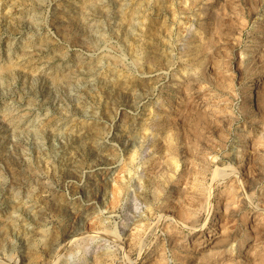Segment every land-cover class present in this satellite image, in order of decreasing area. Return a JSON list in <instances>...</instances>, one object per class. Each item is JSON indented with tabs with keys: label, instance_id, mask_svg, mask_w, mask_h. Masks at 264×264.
<instances>
[{
	"label": "rangeland",
	"instance_id": "374dc122",
	"mask_svg": "<svg viewBox=\"0 0 264 264\" xmlns=\"http://www.w3.org/2000/svg\"><path fill=\"white\" fill-rule=\"evenodd\" d=\"M259 56L264 0H0V264H264V109L244 90ZM171 130L180 187L184 155L192 177L210 162L215 193L232 184L213 220L233 235L220 255L204 256L220 227L198 239L215 214L170 232L151 209ZM140 229L143 259L128 247Z\"/></svg>",
	"mask_w": 264,
	"mask_h": 264
},
{
	"label": "bare ground",
	"instance_id": "6f19581e",
	"mask_svg": "<svg viewBox=\"0 0 264 264\" xmlns=\"http://www.w3.org/2000/svg\"><path fill=\"white\" fill-rule=\"evenodd\" d=\"M195 48H196L195 51L197 52V55H200L202 47L200 48L199 45H195ZM199 62L201 63V61H199ZM250 75H251V81H250V83H248L247 87L244 89L246 92L247 99H250L253 104L258 105V109L260 107H262L264 109V100L261 99V86H262L263 80H264V57L263 56H259L257 58L255 64L250 69ZM168 117H169L168 115L164 116V118H162V120H158L157 122H155L156 125H158L159 122L165 123L166 121H168ZM158 119H160V117ZM170 129H172V128H170ZM261 129H262V126H261ZM171 131H172L171 135L166 133L169 136H167V138L165 140L166 144H164V147H163L165 149V150L163 149L165 151V156H164V160H163L164 162L154 163L155 169H156V171L153 172L154 173V179L150 178V177L148 179V181L152 179V181L155 182V188L152 192V200H154L155 202H154V205L151 207V209L153 211L154 210L156 211L157 209L165 211V215H166V219H167V220H165V222H166L165 224H167L166 226L169 227L170 232H172V228L170 229V227L177 228V226H176L177 222L182 223L181 225L183 226V228L187 227L190 231H193L196 228H198L197 224H199V220H200V218L204 212H208V213L211 212L212 215L215 214L214 217H212L210 215V217H209V219H207V222L205 223V225L202 227H199L201 231L199 233L198 239H200L199 241L202 242V239L205 238L204 236H206V237L210 236L209 233H207L205 235V229L206 228L209 229L208 231H211V230L213 231V230H216L217 227H220V229L222 230L221 238L219 240L216 239L217 241L215 240L216 242H215L213 248L208 249V251L204 249L206 251L204 253V256L205 257L208 256L210 258L211 256L220 255L221 252L225 251V250H223V248L226 244H228L230 242L233 235L231 234V232H229V229L227 230L228 226L227 227L225 225L216 226L217 224L213 220L216 219V213H218V210H216V209L222 208V205H221L222 201H223L222 202L223 211L226 214L230 213L232 211V205H233V202L235 201V199L231 196V193L233 191V190H231L232 184L229 185L228 181L224 182L226 190L220 191V188H219V192L215 193V189H217L216 184L210 183V185H206V183H205L206 182V172L209 171V168H210L209 163L210 162H208V160L205 157H202L201 162L200 163L197 162L199 164V167L197 168V171L195 173V177H192L191 176V174L193 172L192 165L195 161H194V159H191L193 157H190V159H189V157L187 158V155H184L185 159H188V162L192 163V165L189 166L188 171H187L190 174L189 179L188 180L184 179L183 185H181V187H180L179 181L182 180L181 175L178 172L180 169V165H181L180 149L178 147L179 145H177L174 142V139L176 141L177 136L175 133L173 134V130H171ZM179 137H181V136H179ZM262 144H263V142H262ZM202 147H203V145H202ZM200 149H202V148H200ZM187 150H188V147H187ZM184 151H186V149ZM191 154H192V152H191ZM240 154H241V156L239 158V161H237V162L240 163V165H241L242 157H245V154L244 153H240ZM189 155H190V153H188V156ZM135 156H136L135 154H132L129 157V161H130L131 165H133L135 163ZM189 163H187V164H189ZM241 166H242V168H245L244 164H242ZM235 171H237V170H235ZM235 171H234V173H235ZM242 172H243L242 169L238 168V171L236 172V176L241 177L240 175L242 174ZM223 173H222V175H223ZM227 173H225L224 176L225 175L228 176ZM230 173H232V172H230ZM260 175L258 177H260ZM219 177L222 178L221 176H219ZM191 178H193L192 181H191ZM224 178L225 177H223V179ZM230 178H232V177H230ZM175 179H177V182L175 181ZM225 181H226V179H225ZM217 182H220V180H218ZM242 182H243V188H244L245 192H247L248 190H251V185H254L255 183L257 184V182H259V181L257 180V177L252 176V177L248 178V181L242 180ZM126 184H127V182H126ZM125 186L126 185H123V184L119 185L116 189L117 194L121 190L125 189ZM237 197H238V195H237ZM215 200H217V203H214ZM243 201L245 202L246 200L244 199ZM215 210H216V212H215ZM263 212H264L263 208L262 209L258 208L257 213L254 212V214L256 213V216H259L258 214L263 216ZM163 217H165V216H163ZM82 233H84V232L81 229L75 230L73 233H71L69 240L71 241L74 239L76 241L77 239L81 238V237L78 238V236L81 235ZM104 236H106L104 238L110 237L109 235H106V234H104ZM248 237H250V234H248V232H247L246 238H248ZM97 239H99V238H97ZM107 239H109V238H107ZM142 239L143 238H142L141 229L137 230L135 233H133L132 240L130 241V243L128 245V247L130 249H132L135 245L141 244V250L142 251L140 252V256H141L140 259L147 258L149 255V251L152 250V248L147 249L148 246L144 245V243H142L143 242ZM123 240L121 242L119 240V243L121 245H124ZM182 242H179V241L175 242V246L176 247L179 246L184 251H186L185 256L189 255L190 251H188V250L190 249V245L183 244ZM198 243L199 242H196L195 245H197ZM241 244L243 246L244 242H242ZM225 249H226V247H225ZM204 250H203V252H204ZM203 252H201L202 255H203ZM142 254H144V255L142 256ZM175 254H176V252H175ZM177 254H179V253L177 252ZM262 255H263V253H262ZM138 263H139V261L138 262L136 261L133 264H138ZM58 264H60V263H58Z\"/></svg>",
	"mask_w": 264,
	"mask_h": 264
}]
</instances>
